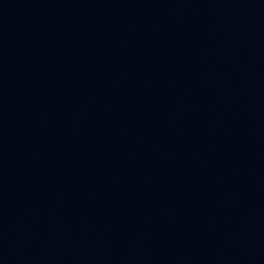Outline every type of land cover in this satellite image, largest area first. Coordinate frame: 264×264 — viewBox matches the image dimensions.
Instances as JSON below:
<instances>
[{"label": "water", "instance_id": "obj_1", "mask_svg": "<svg viewBox=\"0 0 264 264\" xmlns=\"http://www.w3.org/2000/svg\"><path fill=\"white\" fill-rule=\"evenodd\" d=\"M0 264H264V0H0Z\"/></svg>", "mask_w": 264, "mask_h": 264}]
</instances>
